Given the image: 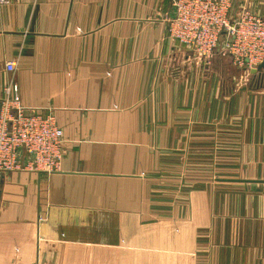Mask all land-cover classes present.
<instances>
[{
  "label": "crops",
  "instance_id": "1",
  "mask_svg": "<svg viewBox=\"0 0 264 264\" xmlns=\"http://www.w3.org/2000/svg\"><path fill=\"white\" fill-rule=\"evenodd\" d=\"M8 1L0 98L15 84L64 143L57 172L4 173L0 264H111L118 242L161 261L264 264V171L251 172L264 88L245 100L218 50L169 38V0ZM240 4L264 17V0Z\"/></svg>",
  "mask_w": 264,
  "mask_h": 264
},
{
  "label": "built area",
  "instance_id": "2",
  "mask_svg": "<svg viewBox=\"0 0 264 264\" xmlns=\"http://www.w3.org/2000/svg\"><path fill=\"white\" fill-rule=\"evenodd\" d=\"M173 16L167 35L210 57L215 50L231 57L239 69L264 78V17L246 10L234 15L231 0H169ZM0 0V8L8 4ZM14 70L13 62L5 64ZM254 71V72H253ZM253 72V73H252ZM63 132L52 115H39L21 105L18 88L6 84L0 98V187L10 171L57 172L63 157Z\"/></svg>",
  "mask_w": 264,
  "mask_h": 264
},
{
  "label": "rangeland",
  "instance_id": "3",
  "mask_svg": "<svg viewBox=\"0 0 264 264\" xmlns=\"http://www.w3.org/2000/svg\"><path fill=\"white\" fill-rule=\"evenodd\" d=\"M231 3H232V0H231ZM235 7L239 10H237ZM248 7H250V6L246 5L244 7V5H242V4L232 5L231 11L236 16L239 15V13H241L240 11H242V10H246L249 13H253V14L258 15L257 13H254L255 11L253 10V8L251 10L250 9L248 10ZM234 8H235V10H234ZM218 51L221 53L220 55H223V57L221 56V58L224 59L227 63L229 62V65H227V68L225 69L226 76L229 78H231L233 76L239 78L240 81H239V84L237 85L238 86L237 88H239L241 94L243 95L242 98H244L245 100L246 99L253 100L252 97L254 95L261 94V93L255 92V91L260 90V88H264V78L258 79L259 77L257 75L255 76L254 74L249 73L247 69H243V68L239 70V73L238 72L236 73V69L234 68V65H232L233 62L231 63L232 59H230L227 54L222 53L220 50H218ZM210 60L211 61H208L207 63L210 62L209 66H212L213 60L212 59H210ZM213 68H214V66H213ZM214 69H216V68H214ZM234 87H236V85H234ZM252 91L254 92L253 94H252ZM260 92H263V91H260ZM257 151L258 152H255L256 156L259 155V151H261V150H257ZM245 168H246V171H248V170L250 171L249 166H245ZM260 171L261 172L264 171V164H256V166L251 169V172H255V173L260 172ZM210 184L215 185V183L213 181H210ZM215 186H222V185L216 184ZM232 187H235V186H233V185L226 186V184H225V188H232ZM258 188H264V187L259 185ZM263 194L264 193H259V196H258V200L261 202H263V200H264ZM239 199L241 200V202L244 201V197H241ZM214 200H216V199L214 198ZM114 232L116 233V231H114ZM133 233L136 235V232H133ZM143 248H146V250L143 251ZM158 248L159 247H155L152 244L146 245V246H140V245H128V244L118 242V244L114 245L113 249H112V252H114L117 259L113 260L111 262V264H185L184 261L177 260L176 262H174L173 260H169V258L167 256L162 261L158 258L157 255H155L156 257L153 258L152 254H154L153 252H155V251L158 252L157 251ZM126 252H129V255H130L129 258H132V259L124 260V253H126ZM137 252H139L141 254H149L150 257L149 256H142V255L139 256ZM143 257H145V258L149 257V259L142 260Z\"/></svg>",
  "mask_w": 264,
  "mask_h": 264
},
{
  "label": "water",
  "instance_id": "4",
  "mask_svg": "<svg viewBox=\"0 0 264 264\" xmlns=\"http://www.w3.org/2000/svg\"><path fill=\"white\" fill-rule=\"evenodd\" d=\"M261 68H264V63H262V64H260L258 67H257V69H261ZM254 72V71H253ZM252 72V73H253ZM254 182H258V181H254ZM263 183H264V181H263Z\"/></svg>",
  "mask_w": 264,
  "mask_h": 264
}]
</instances>
